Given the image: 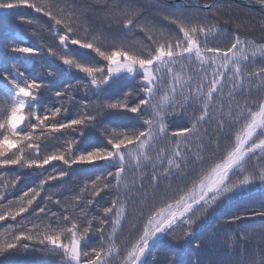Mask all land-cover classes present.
Masks as SVG:
<instances>
[{
  "label": "snow or ice",
  "instance_id": "6c2138e0",
  "mask_svg": "<svg viewBox=\"0 0 264 264\" xmlns=\"http://www.w3.org/2000/svg\"><path fill=\"white\" fill-rule=\"evenodd\" d=\"M121 2L124 5L121 8L122 18L115 19L109 25L113 31L97 36L89 35L87 28L85 34L78 35L72 17L55 11L52 3L0 0V9L12 10L24 6L48 17L59 41L57 47L64 50L59 56L51 46L46 52L43 46H14L4 50L14 63L11 72L0 71V105L5 106L4 112L0 114V130H3L0 135V166L36 170L44 169L50 162L60 161L66 167L56 175H47L46 179L52 181L68 175L69 169L75 164L104 161L115 165V172L110 171L106 175L101 172L91 181V185L86 184L73 197L65 200L53 201L48 197L43 206H37L35 202L45 185L44 179L15 200L6 203L0 200V222L6 218L16 221L18 217L24 221L29 215L56 222L49 223L44 231L35 225L32 229H26L21 224L15 229L10 241L0 243V255H9L17 250H28L39 245L42 250L60 255L65 264H105L104 257L108 253L102 247L83 250V237L78 234L79 225L83 221L72 216L68 204L82 200V193H87L91 188L92 198L87 200V204L93 205L95 197L110 188V178L115 176L119 179L122 175L129 149H137L136 158L138 161L144 160L145 168L152 166L153 188L151 192L131 197L136 201L137 222L132 229L136 239L124 256L123 264H143L142 258L150 251L153 242L161 236L170 237L175 241L176 247L190 242L198 224L209 212L214 211L223 198H230L252 185H264V164L256 167L250 163V159L258 153L264 159V99L256 101L246 95L243 102L237 101L227 114L222 107L217 108L215 115L219 119L215 121L214 130L211 133L205 130L203 135H197L198 125L213 120V100L224 87L231 84L233 90L239 86L240 93H251L250 81L259 78L260 85L264 88V68L249 72L244 65L249 59L245 55V46L249 42L237 36L229 47H209L202 37L206 38L210 29L202 23L193 22L187 14L172 13L164 15L163 19L175 25L177 32L167 35L162 33L157 40L153 32L160 29L149 27L146 23L137 25L139 12L132 7V0ZM258 3L264 7V0H258ZM210 6V3L204 4L205 8ZM134 27H138L139 33L144 34L141 47H137L128 35L123 34ZM71 46L91 50L95 57L84 61L70 56L68 49ZM13 54L27 57V63L21 62ZM46 55L57 58L66 70L84 74V79L75 84H65L59 90L53 91L51 80L57 78L58 70L46 72L50 78L47 81L21 70L22 66L26 69L28 63H34L36 57ZM196 62L199 67L186 79L182 75L173 74L176 65L179 64L183 71L185 68H192ZM161 65L172 66L168 68L170 79L166 84L170 95L155 102L162 80L158 75ZM121 72L132 76V80L117 95L109 96L108 92L120 79L116 74ZM246 80L249 81L248 86H245ZM81 89L95 99L82 102L75 118L61 120L64 114L71 111V93ZM48 94H51L53 103L62 101L65 97L68 99L65 103H59V106H44L42 114L33 105H39ZM236 94L234 91L233 95ZM169 100L171 103L166 106L165 101ZM119 111L135 114L136 119H142V124L146 126L144 130H139L135 124L125 127L124 130H109L110 125L103 123L104 117L110 112ZM198 111L199 116L196 115ZM149 112L150 117L143 119ZM176 114H182L190 121V126L170 131L166 121ZM241 121L243 124L237 132L234 126ZM22 125L29 127V130H25ZM97 125H100L98 131L104 137V144L91 150H81L77 154V137H83L87 129L96 128ZM37 132L39 136L36 135ZM57 134L73 137L65 140L66 147L59 154L44 155L42 159L27 156L26 149L37 154L40 152L41 136L47 138ZM189 137H197L199 140V154L195 157L187 146L183 153L180 150L181 142ZM157 138L176 141L177 147L171 156L158 154L159 158L153 159L144 155L146 141ZM157 169H163V173ZM19 179L20 177H16L12 184ZM164 180L168 183L161 185ZM52 203L59 206L57 212L51 211L49 205ZM75 206L73 203V207ZM112 211L111 207H103L102 211L97 209L87 227L83 228V235L94 231V224L98 223L99 228L96 231L103 240V232ZM248 211L251 216L264 217V210ZM121 215L125 213L122 210L117 211L114 224H123ZM84 216H88L86 211ZM242 218L244 217L233 215L229 222L234 223ZM177 229L181 230L180 234H176ZM260 230L264 232V225ZM243 231L247 233L252 229ZM66 234L71 236L67 243L62 240V236ZM196 246L200 245L197 243ZM157 264H201V261L195 258L185 262L177 253L175 257L166 256Z\"/></svg>",
  "mask_w": 264,
  "mask_h": 264
},
{
  "label": "trees",
  "instance_id": "16d2710c",
  "mask_svg": "<svg viewBox=\"0 0 264 264\" xmlns=\"http://www.w3.org/2000/svg\"><path fill=\"white\" fill-rule=\"evenodd\" d=\"M35 3L55 5V11L62 15L71 16L74 27L78 35L85 34L87 28L89 35H101L104 32L113 31L109 28L115 19L122 18L121 8L124 7L121 0H33ZM215 2V3H214ZM210 3L209 8H205L204 4ZM119 4V7L115 5ZM132 7L139 12L137 25L148 24L149 27L160 29L154 31L155 39L159 40L162 33L175 34L177 29L175 25L170 24L163 19V16L169 13L181 15L187 14L193 22L204 24L210 31L206 38L202 37L209 47L226 48L231 46V43L238 36L241 39L247 40L246 53L249 57L244 62L246 70L255 72L259 68H264V7L258 0H132ZM28 21H31L29 23ZM52 22L42 13H38L28 7H18L12 10L0 9V71L11 72V66L14 63L9 54L4 50L14 46H43L45 52L51 46L57 52V56L63 53V49L58 48V38L54 35L55 29L51 27ZM118 31V30H117ZM124 35H128L129 39L136 44L137 47L143 46L144 34L139 33L138 27L127 30ZM70 56L82 59L84 61L95 57V53L91 50L80 48L79 46H71L68 49ZM27 63V57H20L18 54H13ZM98 59V58H97ZM171 65H161L158 70V75L162 78L160 90L157 93V100L165 95H170L166 90L168 76V68ZM199 67L196 62L192 68H185L181 71L180 65L174 68V75L187 76L192 75L195 68ZM21 70L26 71V74L36 78L50 80L46 72L57 71V78L51 80L53 91L59 90L65 84H75L77 81L84 79V74L76 71H68L60 63V61L51 56L36 57L34 63H28L27 68L23 66ZM120 79L111 90L109 96H115L129 81L132 76L126 73L116 74ZM2 80V78H0ZM249 81H245V86H248ZM252 86L251 93H240L237 89L233 90L231 84L224 87L220 92H217L213 100V120H208L205 123L198 125V136L203 135L205 130L211 133L215 128V121L219 119L215 115V110L222 107L225 114L232 109L237 101L241 103L247 95L251 99L259 101L264 99V88L260 85L259 78H253L250 81ZM2 90V85H0ZM206 90V88H205ZM236 95H233V92ZM51 94L42 98L39 105H33L34 108H39L43 114L44 106L55 107L59 103H65L67 97L62 101L53 103L50 99ZM73 101L70 106V113H66L61 117V120L75 118L82 102L88 99H95L90 93L84 90H76L71 93ZM171 100L165 101L167 106ZM4 105H0V114L4 112ZM191 109H188L190 111ZM151 112L146 113L143 119L149 118ZM197 116L200 115L198 111ZM28 122V110L25 112ZM103 123L109 124L110 129L124 130L125 127L135 124L136 127L143 131L146 126L142 124V119H136L135 114L125 111L110 112L104 117ZM243 121L235 125V131H239ZM22 125V127H25ZM169 130L179 129L181 127L190 126V121L185 119L182 114H176L169 117L166 121ZM97 125L96 128L87 129L83 137H77L79 144L77 145V154L81 150H91L96 146L104 144V137L101 136ZM29 130V127H25ZM3 130H0V135ZM36 135L39 136L37 132ZM73 137L57 134L55 137L49 135L47 138L41 136L39 143L41 150L37 154L33 150L26 149L28 157L43 158L48 154H59L65 147V140H71ZM187 146L193 157L197 156L198 147H200L197 137H189L188 140L182 141L180 150ZM176 141L168 139L148 140L145 143L144 155L153 159H158V154L171 156L173 150L176 149ZM137 149H129V154L126 156L124 171L117 179L115 176L110 178V188L101 191L95 197L93 205H88L87 200L91 199V188L87 193H82L83 199L80 201L69 202L68 207L72 216L83 221L79 225L78 234L83 238L81 245L83 250H90L92 247L103 248L108 253L104 257L105 264H123L124 256L130 250V246L135 242L136 234L132 231L136 224V201L131 197H137L138 194L151 192L153 184L151 183L152 166H144V160H137ZM250 163L256 167L264 164V159H261L258 153L256 157L250 159ZM66 166L60 161L50 162L44 169H27L19 166H0V200L7 202L20 197L24 191L30 187H35L41 179L45 180V185L41 190V195L37 197L35 204L43 206L51 197L53 201L73 197L84 186L91 185V181L96 175L104 172H115V165L98 161L93 164H75L69 169L68 175L58 179L48 181L47 175L63 170ZM163 173V169H157ZM20 177L15 184L12 181ZM168 181H161V185ZM142 185V186H141ZM175 186V185H174ZM103 188V185H101ZM157 191H160L158 189ZM73 203L76 205L73 207ZM52 212H57L59 206L55 203L49 205ZM103 207H111L113 211L108 216L109 223L104 229L103 240L96 231L99 228L98 223L94 224V231L83 235V228L87 227L91 216L96 214L97 209L102 211ZM83 210V211H82ZM123 211L125 215H121L120 219L123 224H114L117 219V211ZM257 212L264 210V185H252L245 190L231 196L223 198L222 202L209 212L198 224L194 238L183 243L179 247L175 246V241L170 237L163 236L156 241L150 251L147 253L143 264H157L164 260L166 256L175 257L177 253L182 261L199 258L201 264H264V232L260 230L264 225V217L251 216L250 211ZM84 211L88 216H84ZM233 215H240L244 218L229 222ZM55 224V221L43 217L33 218L29 215L24 221L18 217L16 221L6 218L0 222V243L5 240H11L15 229L21 224L26 229H32L33 225L37 226L41 231L49 224ZM70 227V225H64ZM252 229L245 233L243 230ZM180 229L176 230V234H180ZM70 234L62 236L64 242H70ZM197 243L200 245L197 247ZM175 249V250H174ZM0 264H65L61 260L60 255L42 250V247L37 245L28 250H17L9 255H0Z\"/></svg>",
  "mask_w": 264,
  "mask_h": 264
},
{
  "label": "water",
  "instance_id": "95a60500",
  "mask_svg": "<svg viewBox=\"0 0 264 264\" xmlns=\"http://www.w3.org/2000/svg\"><path fill=\"white\" fill-rule=\"evenodd\" d=\"M215 1H216V0H215ZM214 3H215V2H214ZM162 237H163V236L157 238L155 241L159 240V239L162 238ZM155 241H154V242H155ZM154 242H153V243H154ZM152 245H153V244H152ZM145 257H146V255H145ZM145 257L142 258L143 261H144Z\"/></svg>",
  "mask_w": 264,
  "mask_h": 264
},
{
  "label": "rangeland",
  "instance_id": "374dc122",
  "mask_svg": "<svg viewBox=\"0 0 264 264\" xmlns=\"http://www.w3.org/2000/svg\"><path fill=\"white\" fill-rule=\"evenodd\" d=\"M121 73H125V72H121ZM117 74H119V73H117ZM127 74V73H126Z\"/></svg>",
  "mask_w": 264,
  "mask_h": 264
}]
</instances>
